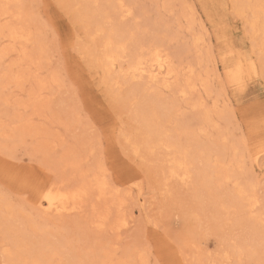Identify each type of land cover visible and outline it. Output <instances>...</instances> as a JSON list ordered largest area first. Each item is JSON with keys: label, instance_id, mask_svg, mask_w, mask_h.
<instances>
[{"label": "rangeland", "instance_id": "rangeland-1", "mask_svg": "<svg viewBox=\"0 0 264 264\" xmlns=\"http://www.w3.org/2000/svg\"><path fill=\"white\" fill-rule=\"evenodd\" d=\"M11 1L14 9L18 4L15 11L0 3V28L23 23L30 39L13 44L7 30L0 37V264H18V254L30 261L36 254L35 258L45 261L35 264H264V151L258 158L252 156L264 148V66L248 36L247 18L235 11V0H174L171 11L162 8L165 0H120L123 7L117 10L108 7L107 0H90V9L84 0ZM105 6L106 26L134 25L142 36L156 35L163 42L161 52L171 57L180 75L193 65V72L206 79L208 90L198 84L189 99L172 88L159 87L164 100L178 97L176 115L161 121L166 128L177 127L176 119L191 116L194 100H202L217 128H230L226 143L237 140L243 150L239 174L244 173L239 180H253L257 201L252 212L260 218L257 227L262 235L258 237L263 239L250 234L242 224L246 221L235 220L247 216L246 207L230 199L233 180L206 190L197 182L194 169L190 178L169 177L167 151L148 150L138 106L128 97L130 85L143 84L146 77L118 89L108 86L93 58L102 33L94 42L86 36L100 19L92 15L93 20L91 11ZM187 16L193 24L191 32ZM193 35L200 36L199 49L189 44ZM23 50L30 54L26 52L24 60ZM199 58L204 59L202 69ZM123 59L122 67L127 61ZM171 79L166 82L174 83ZM218 114L223 116L221 121ZM217 128L211 129L212 135ZM32 129L34 136L28 134ZM182 137L178 142L183 144ZM6 172L23 174L30 183L21 186L4 176ZM99 175L109 189L105 198L91 193L81 209L67 214L37 209L28 188L31 183L78 186ZM125 176L133 182L124 183ZM218 194L223 207L213 202ZM106 212V223L99 228L92 220ZM119 215L127 226L119 224ZM16 231L23 234L18 232L21 238ZM49 245L58 254L52 255Z\"/></svg>", "mask_w": 264, "mask_h": 264}, {"label": "bare ground", "instance_id": "bare-ground-1", "mask_svg": "<svg viewBox=\"0 0 264 264\" xmlns=\"http://www.w3.org/2000/svg\"><path fill=\"white\" fill-rule=\"evenodd\" d=\"M84 1L86 3V8L90 9L91 7L89 5H90L91 1L90 0H84ZM106 2H108V5H109L108 7L113 8L114 10H117V9L123 7L120 0H117V1L116 0H107ZM0 3L3 5L4 9H6L10 6H11V8L14 7L13 6L14 4L12 3L11 0H0ZM162 4L163 5H161V6H162V8H164V10L166 9L167 11L168 10L171 11L172 7L174 5V0H165L164 3H162ZM230 4H232V3H230ZM234 4L236 6V7L234 6L236 9L235 11H237L240 15L247 18V23H248V28H249V30H248L249 35L248 36L250 37V39L254 45V48H256V50H258L257 53L259 54L260 60L264 66V0H235ZM234 4H232V5H234ZM17 5H15L16 8H17ZM92 5H93V3H92ZM106 8H107V6H105V9H103V8L99 9V7H97V9H95V10L91 9V10H93V11H91V13H92L91 16L95 15L96 18H97V16H99L100 19L95 20L97 28H95V29L92 28L93 31H90L91 30V28H90V30H88V33L86 36L91 41H93L95 38L99 37L98 35H101V33H102V35H101L102 38L100 39V41L97 44L98 48L97 47L95 48V46L93 48V46H92V48L94 49V52H95V57H93V58H94L95 64L98 66L99 70L102 71L103 78L108 83V86L113 87L115 85L114 87L116 89L118 86L120 87V85H124V84L127 85L130 82H133L132 80L135 78H139V80H140L141 77L145 76L146 80L148 79L147 81L145 80V82H143V84L134 85L136 83L135 82L133 84V86L130 85L131 87H130L129 94H128V97H130L138 106V109H137L138 113L137 114L139 115V118L142 121L143 128L145 129L146 138L148 139V144H147L148 150H150L152 152L154 150V148L159 147V149H161L163 151H167V153L165 154L166 156H164L166 158H164V159L168 162L167 172L169 174L168 175L169 177L170 176L171 177L172 176L173 177L180 176V178L182 177V179H183V177L184 178H187V177L190 178V175L194 169V172H195L196 177H197V182L199 183V185L201 187L204 186V188L206 190H208L207 188H209V187L211 189V186L214 188L226 186L228 181L233 180L234 186L230 189V193H229L231 196L230 199L234 202L235 201L238 202L243 207L245 206L246 210H243V212H245V214L247 216L245 219L242 217V218L235 219V220H237L238 222H241L243 220L246 221V223L248 225L245 222H242V224L246 225L250 234L251 235L253 234L252 236L257 235V237L261 236L262 233L259 232L260 230H258V227H257V224L259 223L258 221H260L259 220L260 218H259V216L254 215L252 212L254 210V207H255V204L257 201L256 198L254 197L255 195L253 194V191H252L254 183H253V180L248 176H246L248 178L245 180V182H242L241 180H239V179H241L239 177H242L240 175L244 173L243 172V173L239 174L241 171V170L239 171V169H241L243 167L242 165H243L244 155L242 153L243 150L241 148L239 149V147H238L240 145L236 144L237 140H236V142L233 141L232 144L226 143L228 141V136H230V135H228V131H229V133L231 131V130H228L229 127L227 125H225L228 128L219 130V128H217L218 125H216L217 124L216 121L206 111V107L203 104L202 100H197V101L194 100V102L192 103L193 104L192 106L194 107L195 112L193 114H191V116H188V117H182L181 116L180 119L179 118L176 119V120H178L175 123V125L177 127L168 128V126H167V128H166V126H165L166 124H164V122L166 120H168L170 118L169 120L171 121V117L176 115V111H178V110L176 109L177 106L175 105V99L178 97H175V96H174L175 98L169 97L168 98L169 100H167V101L164 100V98H162L163 94L160 93L159 87H161V88L167 87L169 89L172 88L174 92L179 93V96L181 94L182 96H187L188 97L187 99H189V95L196 89L198 84L201 85L202 87H204V89H206V91L208 90V86H206V84H205V83H207V81L205 82L206 79H204L203 76H199L198 74H195L193 72V68H192L193 65L192 66L190 65V67L188 68V71L186 73L182 72L183 74L180 75L178 73V71L180 72L181 70H179L178 67H176V65L174 66V63H173L171 57L168 56L166 53L161 52L160 47L162 46L163 42L161 40L157 39L155 37L156 35L153 37L152 36L146 37L144 35L142 36V33H141V35H140V32L138 33V27L134 26V25L120 26V24L119 25H117V24L113 25L112 24L110 26H106L105 23L107 21L105 20L106 18L104 17L105 11L107 14ZM154 8L155 7H153V9ZM15 9H14V11H15ZM21 9L22 8H20V10ZM18 10H16V11H18ZM155 10H157V9H155ZM181 11H182V9H181ZM20 12H22V11H20ZM108 12H109V10H108ZM186 13H188V12H186ZM13 14H15V13H13ZM154 14H156V13H154ZM189 15H190L189 17L193 18L192 13ZM91 16H89V17H91ZM93 17L94 16H92V18ZM121 17H122V14H121ZM189 17L187 16V21H188L187 28H189L188 31H190V29L193 25L191 22V19H189ZM94 18H93V20H94ZM116 19H117V17H116ZM22 24H20L21 26H15L16 24L15 25L10 24L9 26L5 27L6 28L5 30H7L6 31L7 36L6 35L5 36L9 37L13 41V44L26 43L30 39L29 31L27 29H24L25 27H23ZM153 24H155L156 26L159 25L158 22L156 23V21ZM137 25H138V23H137ZM93 26H94V21H93ZM158 27H160V26H157V28ZM5 30L0 28V37L3 35V31H5ZM192 32H194V31H192ZM143 33H145V32H143ZM195 34H197V33H195ZM148 35H149V33H148ZM200 35H201V33H200ZM189 41H190L189 44L191 46H193L194 48L197 47V49H199L198 48V47H200V46H198V41H200L199 35H196V36L193 35L191 37V39H189ZM90 43H92V42H90ZM16 47L17 46H15V48ZM183 47H185L184 44H183ZM89 48L92 50L91 46ZM85 49H86V47H85ZM197 49H195V50H197ZM202 49L203 48L201 47V50ZM14 50H16V49H14ZM251 50H253V49H251ZM10 51H12V50H10ZM87 51H88V49H87ZM200 51H199V54H197L198 57L200 55ZM206 51L207 50H205L204 53ZM26 52L29 54L28 51H26ZM26 52L23 50L22 60H24L27 57ZM91 53H92V51H91ZM164 54H166V55H164ZM205 56H206V54H205ZM200 57H202V56H200ZM19 58H21V57H19ZM123 58H127L126 59L127 60L126 65L124 67H122L121 66L122 63H120ZM202 58H204V57H202ZM202 58L201 59L199 58L200 61L197 62L198 64H201V69H202V63L201 62H202V60H204ZM257 60H259V58H257L256 61ZM0 62H2L1 59H0ZM23 62H25V61H23ZM205 62H206V60H205ZM178 66H180V65H178ZM239 66L240 65L237 66V69L235 68L236 72H237L236 76L239 74L238 73L239 71H237L240 68ZM252 66H253V62H252ZM176 68H177V70H176ZM180 68H181V66H180ZM206 68H208V67H206ZM205 73H207V72H205ZM236 76H234V78ZM9 77H11V76H9ZM13 77L17 78L18 81L20 79L19 76L17 77V76L13 75ZM32 77H34V76H32ZM172 77H173V80L172 79L171 80L174 81V83L171 84L170 81L166 82L167 78H169V80H170V78H172ZM159 78H161V80H159ZM228 79H229V77H227V80ZM217 84H218V82H217ZM210 88H212V87H210ZM220 90L218 89V92H220ZM34 92H36V91H34ZM167 93H168V91H167ZM202 93H204V92H202ZM117 94H119V93H117ZM217 112H219V110ZM217 112H216V114H217ZM222 117H223L222 114H221V116L218 114L219 119ZM224 117H225V115H224ZM218 118H217V120H218ZM161 120L164 122H162ZM219 121H221V119ZM193 123L196 124L195 126H197V127L192 126ZM215 128H217L218 132L216 134L214 133L215 134V136H214V135H212L213 133H211V129L213 130ZM223 130L224 131L227 130V131H225L226 134H225V132H223ZM13 132H15V130H13L11 132L12 134H9V136H13L14 135ZM29 132L30 133H28V134H30L31 136L33 134L35 135V133H36L33 129L29 130ZM231 133H232V131H231ZM7 134H8V132H7ZM182 135L184 136V138L182 137L183 138L182 140L185 139L184 140L185 143H183V144L181 143L182 141L180 143L178 142V139L180 141V138ZM178 137H180V138H178ZM49 141H51V140H49ZM191 146H193L192 150H191ZM194 146H195V148H194ZM256 150H257L256 152H252V153H255L252 156H256L258 158V154L263 152L264 148H261V149L259 148V150L258 149H256ZM253 160H255V158H253ZM244 168H246V167L244 166ZM242 171H244V170H242ZM247 175H249V174H247ZM4 176H6V177L11 176L12 179L14 181H18L21 186H27L28 182H29L23 174L21 175L19 173H11V172L7 173L6 172V175H4ZM100 176L101 175L94 176L89 182H87V183L84 182L85 184L83 183L82 185H78V186L75 185V186H69V187L64 188L63 186H61L59 184L31 183L28 188L35 196L37 209H43V210L45 209V211L48 212V214L49 213L67 214V213H70L72 211L81 209V207L83 206V201L85 202V198L88 195H90L91 193H93V196L95 193L101 199L105 198V196L109 193V191H108L109 189L107 188V183H106L105 179L103 177H100ZM83 178H85V177L83 176ZM244 179H245V176H244ZM107 180H109V179H107ZM123 182L130 184L133 181H132V179H127L125 176V180H123ZM190 188H191V186H190ZM202 194H204V193H202ZM220 197H221V194L219 195V197H216L213 201L214 203H216V206H218V207L222 206V203L220 202V200H221ZM218 198H220V200H218ZM86 200L88 202V199H86ZM97 215H98V217H96V219L92 220V221L94 223H96L97 226L100 228V227L105 225L106 220L108 218V213L107 212L102 213V214L100 213ZM232 216H234V215H232ZM119 217H120V215L117 218H119ZM117 218L115 220H117ZM119 219H120V223H119L120 225L127 226V220L125 218H122V219L119 218ZM119 219L117 220V222L119 221ZM117 222H116V225H119ZM238 222L231 221L232 224L238 223ZM29 225H32V224H29ZM117 227L118 226H116V228ZM230 227H232V226H230ZM121 228H122V226H121ZM235 228H236V226H235ZM231 230H232V228H231ZM14 232H15V230H14ZM18 232L16 233L17 235L20 234V232H19V234H18ZM256 232L259 233L260 235H258ZM251 235H249V237ZM7 236H9V235H7ZM13 236H16V235L13 234ZM21 236H20V238H21ZM255 236H254V238H255ZM117 237L118 236H116V238ZM17 238H18V236H17ZM239 238H240V236H239ZM258 238H255V239H258ZM260 238L263 239V237H260ZM19 241H21V240H19ZM16 243L17 242L14 243L15 246L18 245ZM48 243L49 242H47L45 244V246ZM42 245H43V243H42ZM237 245L239 246L240 244H237ZM45 246L43 248H46ZM55 246L57 249V245H55ZM250 247H251V245H250ZM43 248L42 247L39 248L40 251H43L44 250ZM47 248H49L52 255L54 254L53 252H56V254H58L57 251H55V249L53 250L52 247L50 248V245H49V247L47 246ZM23 250H24V248H23ZM23 250H22V252H24ZM50 251H49V253H50ZM18 253H19V251H18ZM27 253H28V251H27ZM240 253H242V251ZM21 255H23V254H21ZM16 256H18V259L16 260L18 264H35L34 263L35 261L41 260V259L35 258L36 254H35V257H33V256L31 257V258H33L32 261H30L29 259H28L29 260L28 261L26 258H24L25 256L23 258H21L19 256V254ZM41 256L42 257H40V258H43L45 255L42 254ZM38 257H39V255H38ZM44 258H46V257H44ZM183 260L185 261V258H183ZM14 261L15 260L13 259V262ZM16 261H15V263H16ZM39 261H38V263H39ZM41 261H40V263H41ZM42 262H45V261H42ZM8 263H10V262H8ZM11 264H13V263H11ZM49 264H51V263H49Z\"/></svg>", "mask_w": 264, "mask_h": 264}]
</instances>
